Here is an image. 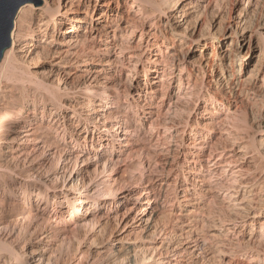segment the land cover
<instances>
[{
  "label": "bare ground",
  "instance_id": "obj_1",
  "mask_svg": "<svg viewBox=\"0 0 264 264\" xmlns=\"http://www.w3.org/2000/svg\"><path fill=\"white\" fill-rule=\"evenodd\" d=\"M41 1L0 59V264H264V0Z\"/></svg>",
  "mask_w": 264,
  "mask_h": 264
},
{
  "label": "water",
  "instance_id": "obj_2",
  "mask_svg": "<svg viewBox=\"0 0 264 264\" xmlns=\"http://www.w3.org/2000/svg\"><path fill=\"white\" fill-rule=\"evenodd\" d=\"M25 3L43 5L41 0H0V59L5 49L11 45L10 31L18 8Z\"/></svg>",
  "mask_w": 264,
  "mask_h": 264
},
{
  "label": "rangeland",
  "instance_id": "obj_3",
  "mask_svg": "<svg viewBox=\"0 0 264 264\" xmlns=\"http://www.w3.org/2000/svg\"><path fill=\"white\" fill-rule=\"evenodd\" d=\"M253 55H254V54H253ZM251 60H252V59H251ZM253 62H254V61H253ZM253 62H252V63H253Z\"/></svg>",
  "mask_w": 264,
  "mask_h": 264
}]
</instances>
